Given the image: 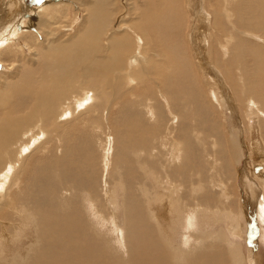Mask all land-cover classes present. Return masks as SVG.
<instances>
[{"label":"bare ground","instance_id":"6f19581e","mask_svg":"<svg viewBox=\"0 0 264 264\" xmlns=\"http://www.w3.org/2000/svg\"><path fill=\"white\" fill-rule=\"evenodd\" d=\"M8 3L15 5L9 13ZM40 4L33 9L28 0L0 2V264H264L258 243L245 256L241 246L220 236L216 240L205 230L213 212L207 207L232 199L226 184L212 177L208 185L220 188V196L203 195L199 203L194 197L205 190L195 145L219 134L227 171L246 188L236 193L240 215L224 214L238 221L232 228L246 221L247 231L264 227V198L256 197L264 193V171L256 167L258 181L251 177L247 145L250 141L251 159L261 160L264 0ZM216 67L231 86L232 98L224 92L222 100L210 90L208 76L224 90ZM165 104L175 112L185 140L167 149V167L136 164L154 153L148 141L164 125ZM136 106H143L158 126L149 127L142 113L130 122L127 116ZM219 111L228 113L225 126H218V120L223 122ZM105 113L118 117L110 122L115 164L108 173L109 191L99 179L108 165L97 170L85 129ZM193 116L199 131L184 122L191 123ZM228 125L234 128L231 135L224 131ZM173 130L168 129L169 137ZM194 137L202 138L195 142ZM151 166L157 168L156 180L148 177L151 170L146 173ZM156 184L163 189L158 192ZM181 194L191 202L186 205ZM178 225L182 233L176 246ZM236 230L229 236L235 237Z\"/></svg>","mask_w":264,"mask_h":264},{"label":"rangeland","instance_id":"374dc122","mask_svg":"<svg viewBox=\"0 0 264 264\" xmlns=\"http://www.w3.org/2000/svg\"><path fill=\"white\" fill-rule=\"evenodd\" d=\"M44 0H28V4L30 5V4H32V7L31 8H33V9H37V8H39L38 6H41L42 4H40L41 2H43ZM0 2H1V0H0ZM5 2H7V1H5ZM40 4V5H39ZM15 5H11V3L9 4L8 3V5H7V7H6V10H8V13L10 12V8H12V7H14ZM1 9V8H0ZM6 10H4L3 9V12L5 11L6 13H7V11ZM0 24H1V22H0ZM73 28H74V25H73ZM72 28V29H73ZM210 35V34H209ZM2 38H4L3 36H1V39ZM208 41H206V44L204 45L205 46V57L206 58H210L209 57V54H208V45H209V43H207V42H209V39H207ZM227 59H228V57H227ZM208 62L210 63V60H208ZM216 69L219 71V72H221V74H217L220 78H219V80L222 82V85H223V88H224V90H222V86L219 84V82L217 81V80H215L214 79V77H210V76H208V77H206L207 75H205V77H206V81L208 82L209 81V78H211L213 81H212V83H210V90H212V91H215L217 94H219V97H220V99H222L223 100V94H224V92H226L227 94L224 96L226 99L228 98H232V96H233V94L231 93V86L229 87V83L227 82V80L226 79H224L225 78V76L223 75V73H222V71L221 70H219L217 67H216ZM0 70H2V66L0 65ZM208 79V80H207ZM210 82V81H209ZM136 83V82H135ZM135 85V84H134ZM219 86V87H218ZM210 95H212V93L210 94ZM222 95V96H221ZM230 95V96H229ZM213 98V97H212ZM156 99V101L157 102H159L158 101V97L157 98H155ZM163 100V98L162 97H159V100ZM160 100V101H161ZM213 100H214V98H213ZM164 101V100H163ZM140 103V100L138 101V104ZM141 103H144V102H142L141 101ZM161 103H162V101H161ZM235 103H236V105L238 106V104H239V102L237 101L236 102V100H235ZM235 103H233V105L235 106ZM215 105H217L216 103H214ZM143 105V104H142ZM216 107H218V106H216ZM137 106L135 107V108H131L132 109V111H130L129 112V114H128V116H127V118H128V120L130 121V122H132V121H134V119H136V117L137 116H140V114H141V116H143L144 118H147L146 120L147 121H149V119H148V116H147V113H146V110L145 109H143V106L140 108V106L137 108ZM140 108V109H139ZM244 108H245V106H244ZM137 111H136V110ZM188 109V110H187ZM219 109V108H218ZM140 110H142V111H140ZM185 112H187L189 115H190V113H191V107H187V108H185ZM237 110H238V108H237ZM239 110H241V109H239ZM238 110V111H239ZM138 111H139V114H138ZM166 111V112H165ZM106 112V111H105ZM135 112V113H134ZM220 112V111H219ZM221 113V116H219V117H222L221 119L223 120V124H221V122H219L220 120H218V126L219 125H223V126H225V124L227 123L226 122V116L227 117H229L228 116V113L225 115V112L224 111H222V112H220ZM239 113H241V112H239ZM107 113H105V114H103V117H101L100 118V120H97V123L95 122V123H91V125H90V123L88 124V126L85 128L86 129V131H87V139H88V143L86 144V147L91 151V152H93L94 154H95V156H96V158H97V162L99 163V167H98V171H99V169L101 170V172H103L104 171V167L105 166H107V171L105 170V177H103V175L101 176V174H100V181H101V179H102V187H104L103 185L104 184H107L108 185V191H109V179H112L111 177H110V172H111V170H112V163H114L115 164V162H114V157H115V154L113 153L114 152V147H115V143H114V140H115V129H113L112 128V126L110 125V122H112V121H114V120H116V119H118V117H117V115L116 114H112L111 116H109L108 114L106 115ZM132 114V115H131ZM146 114V115H145ZM243 113H241V115H242ZM145 115V116H144ZM216 115V114H215ZM218 115V114H217ZM132 116H134V117H132ZM147 116V117H146ZM188 116V115H187ZM175 117H176V114H175V112L174 111H170L169 109H168V106L166 107V104H165V108H164V115L161 117V122H162V125L164 126H161V129H160V132H158L157 134H156V137L154 138V136H150L149 137V139H151L150 141H148V144H150V146L152 147L153 146V148H154V153L153 154H151L152 156L149 158V157H147V156H143V158L140 160V161H137L136 160V164L139 162H141V163H145L146 161H148V162H151V163H160V165L158 166V167H162V165H163V167H167V149H168V151L169 150H171V148H173V146H177L178 145V143L177 142H184V140H185V138H184V136H183V134H184V132H181V128L182 127H180V124L178 125V123H179V120L178 119H175ZM209 117L212 119L213 118V116L212 115H209ZM107 118V119H106ZM111 118V119H110ZM111 120V121H110ZM176 120V121H175ZM150 122V121H149ZM184 122L185 123H187V124H189L190 126H191V128H192V130L193 131H199L198 130V128H197V124H198V119H195V117L193 116L192 117V122L191 123H189L188 121H186L185 119H184ZM99 123V124H98ZM106 123H108V124H106ZM152 124V125H151ZM169 124V125H168ZM99 125V126H98ZM158 126V123H155V122H150L149 123V127H151V126ZM95 126V127H94ZM163 127V128H162ZM172 127L175 129V131L172 133V135L169 137L168 135H167V132H168V129L170 130V129H172ZM88 128V129H87ZM244 128V127H243ZM90 129V130H89ZM223 129V128H222ZM179 130V131H178ZM234 130V128L233 127H231V125H228L226 128H225V132H226V134L227 135H231L230 133L232 132ZM88 131H89V133H88ZM246 131H248V130H246L245 129V132ZM171 133V132H170ZM195 133V132H194ZM199 133H201V132H199ZM161 134V135H160ZM163 134V135H162ZM89 135V136H88ZM166 135V136H165ZM217 135L219 136V134H215V136L214 135H212L213 137L210 139V138H206V139H204V137H203V142L201 143L203 146H201V147H198V144L200 143V141H197L196 140V137H194V140H195V142L197 141V144L195 145L196 147H195V149H196V151H197V153H198V155L197 156H195V158H194V161H196V160H198V162H199V166H200V174L203 176V180H202V182H203V185H205V190L202 192V191H200L199 193H198V195H194V197H195V199H196V202L195 203H199V201H200V197H203V195H206L207 197H210V195L211 194H216V195H218V196H220V194H221V189L220 188H217V189H212L209 185H208V183H209V181H210V179L213 177L214 178V180H215V182L216 183H218V185L220 184V183H222V184H226L227 185V189H228V191L227 192H230L229 194H230V196H231V200H230V202L229 203H225V205H223L224 203H215V206H216V208H215V206L214 207H212V209H211V207H207V208H209V211L211 210V211H213V212H215V213H213V212H211L210 213V223L208 224L207 223V225H209L208 227L206 226L205 227V230L207 229V230H209L210 231V233L211 234H213V237H215L216 238V240H217V238H218V236H220V237H224V239H225V241L227 242V244H229V242H231V243H234V244H236V245H239V246H241V248H243V254L242 255H249V252L252 250V247H253V245L254 244H256V243H258V245H259V254L261 255V257L262 258H264V227H263V229L262 230H259V231H255V232H250V231H247L248 230V227H249V225H248V222L246 221L245 223L246 224H242L241 226H239L238 228H232V227H234L235 226V221H236V223H238V221L237 220H232V218H229V217H226L227 215H233L232 217H238L239 215H240V213H239V210H240V206H239V202H238V199H237V189H239L241 186H242V188L243 189H245L246 190V188H245V185L243 184V185H241L239 182H238V180L236 179V177L234 176V174L233 175H231V174H229V172L227 171V161H228V159L226 158V155H223L222 154V150H220V142H219V140H218V138H217ZM168 137V138H167ZM172 137V138H171ZM246 137H247V135H246ZM157 139L156 140V143L154 142V139ZM164 138H166L167 139V141L164 139ZM169 138H171V139H169ZM202 138V137H201ZM200 138V139H201ZM152 139H153V141H152ZM163 139V140H162ZM199 139V140H200ZM260 139H261V141H262V144H263V147H264V143H263V140H262V136L260 135ZM161 141V143L160 142H158V141ZM209 140V141H208ZM213 140H214V142H213ZM216 140V141H215ZM246 140H247V138H246ZM162 141H163V143H162ZM166 142V145H165V142ZM208 141V142H207ZM155 143V144H153V143ZM210 142V143H209ZM203 143H205V145L203 144ZM217 143V144H216ZM160 144H162V145H160ZM164 144V145H163ZM181 144V143H180ZM168 145V146H167ZM219 147H218V146ZM247 145H248V147H249V149H251L252 150V146L250 145V141H247ZM164 146V147H163ZM181 146H182V144H181ZM186 146H188V147H186ZM185 146V148L186 149H192V148H190V146L189 145H186ZM166 147V148H165ZM165 149V150H163V149ZM201 148H203V149H201ZM106 149V150H105ZM152 149V148H151ZM211 150V151H210ZM251 150H250V153H249V158L250 159H248V164H249V168L251 169V177L252 178H255V180H257L258 181V178L256 177V175H255V173H256V167H258V169H260V170H263L264 171V150H263V156H262V158H261V160H260V158L259 159H255V160H252L251 159V156H252V154H251ZM181 151L182 152H184V150L183 149H181ZM151 152V151H150ZM155 154V155H154ZM221 154V155H220ZM166 155V156H165ZM176 155V154H175ZM210 155V156H209ZM106 157V158H105ZM216 159H215V158ZM253 157V156H252ZM212 158H214V159H212ZM172 160L173 159H170V160H168V162L170 161V162H172ZM211 160V161H210ZM252 160V161H251ZM251 162V163H250ZM132 163V162H131ZM201 163V164H200ZM255 163H257L256 164V166H254V164ZM104 164H105V166H104ZM216 164V165H215ZM219 164V165H218ZM258 165V166H257ZM114 167H117V166H114ZM140 167H138L137 168V165H136V170H138L137 171V174L138 175H143V177H144V174H142V170H141V168L139 169ZM116 169V168H115ZM140 170V171H139ZM145 170H146V167H145ZM151 170V171H150ZM160 170V169H159ZM150 171V173L149 174H147L148 175V177L150 176V178L151 179H153V180H156L157 179V168L156 169H154V168H152V166L150 167V168H147V171H146V173H148ZM109 173V174H108ZM154 173V174H153ZM107 174H108V176H109V178L107 177ZM260 175H262V174H260ZM264 175V174H263ZM153 176H155V177H153ZM175 177H177V176H175ZM235 177V178H234ZM105 180H104V179ZM233 178V179H232ZM151 179H149L150 181H151ZM0 184L3 182V180L1 179V177H0ZM107 180H108V182H107ZM173 180V179H172ZM176 180V179H175ZM262 181H264V179H263V177H262ZM117 182V181H116ZM3 184V183H2ZM264 184V183H263ZM149 185L151 186V190H152V188H153V185H152V183H149ZM141 185L139 184V187H140ZM8 187V186H7ZM159 186V184L157 185L156 184V188H157V191L161 188V190L163 189V187H160ZM125 189H123V188H121V191L122 192H118V196H119V199L120 200H122V199H124V196L126 195V187H124ZM165 188V187H164ZM178 189L180 188V187H177ZM7 189L8 188H6V190L5 191H7ZM104 189V188H103ZM218 190H220V191H218ZM256 190V189H255ZM104 191H105V189H104ZM104 191H103V193H104ZM156 191V190H155ZM239 192L241 191L240 189L238 190ZM263 191V189L261 190V192L260 193H257L258 195H256V197L257 198H259V199H263L264 198V193L262 192ZM159 192V191H158ZM186 192V190H184V193ZM208 192V193H207ZM124 194V195H123ZM158 195H159V193H158ZM236 195V196H235ZM262 195V196H261ZM181 197H183V201H184V203L185 202H187L186 203V205L187 204H189L191 201L190 200H188L189 198H190V196L188 197V196H183L182 194L180 195ZM255 197V198H256ZM104 198V197H103ZM182 199V198H181ZM185 199V200H184ZM241 199H243V197L241 196ZM0 201H2V198H1V200ZM107 201V200H106ZM194 203V202H193ZM227 204V205H226ZM213 204H211L210 206H212ZM223 206V207H222ZM230 206V207H229ZM241 206H242V204H241ZM218 207V208H217ZM215 208V209H214ZM223 208H225V209H223ZM219 210V211H217V210ZM221 209V210H220ZM225 210V211H224ZM221 211V212H220ZM224 211V212H223ZM219 212V213H218ZM227 213V215L226 214H224V213ZM229 212H231V213H229ZM229 213V214H228ZM214 214V216H216V217H214V216H212ZM218 214V215H217ZM237 214V215H236ZM220 215V216H219ZM223 215V216H222ZM219 216V217H218ZM225 216V217H224ZM206 218H208V217H206ZM215 219V220H214ZM209 220V219H208ZM231 220H232V222H231ZM222 222V223H221ZM230 224H232V225H230ZM234 224V225H233ZM243 225H245V229L243 228ZM2 226V225H1ZM231 227V228H230ZM246 228H247V230H246ZM177 229H178V233H177V235L174 237V242H175V244H176V246L178 245V242L180 243V233H182V230H181V227H180V225H178L177 226ZM234 229H237L236 231V233H235V237H233L232 235H230L229 236V233H233V230ZM238 229H240V230H238ZM103 230H105V228H102V232H103ZM219 231V232H218ZM260 234H262V235H259ZM226 235L230 238V239H226ZM254 235V236H253ZM179 236V237H178ZM258 237V239H257V237ZM263 236V237H262ZM260 237H262V238H260ZM215 238L214 239H212V240H215ZM254 238V239H253ZM255 238H256V240H255ZM251 240H252V242H251ZM261 240V241H260ZM219 242H224V241H222V240H220ZM219 242H217V243H219ZM226 242H224V243H226ZM251 243V244H250ZM253 243V244H252ZM11 245H13V243L11 244ZM250 245V246H249ZM12 250H14V247H12ZM18 252V250L16 249V250H14L13 251V253H17ZM12 253V252H11ZM245 255V256H246ZM248 261V260H247Z\"/></svg>","mask_w":264,"mask_h":264}]
</instances>
